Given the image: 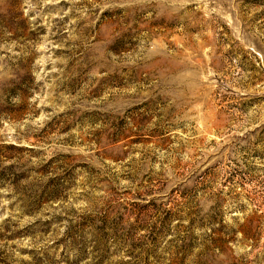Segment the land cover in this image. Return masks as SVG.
<instances>
[{
    "label": "rangeland",
    "instance_id": "374dc122",
    "mask_svg": "<svg viewBox=\"0 0 264 264\" xmlns=\"http://www.w3.org/2000/svg\"><path fill=\"white\" fill-rule=\"evenodd\" d=\"M0 264H264V0H0Z\"/></svg>",
    "mask_w": 264,
    "mask_h": 264
}]
</instances>
